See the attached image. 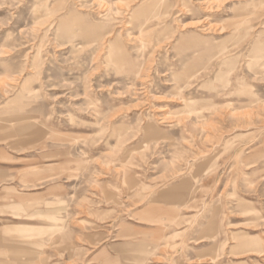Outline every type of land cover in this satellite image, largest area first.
I'll return each mask as SVG.
<instances>
[{"label":"rangeland","instance_id":"374dc122","mask_svg":"<svg viewBox=\"0 0 264 264\" xmlns=\"http://www.w3.org/2000/svg\"><path fill=\"white\" fill-rule=\"evenodd\" d=\"M0 264H264V0H0Z\"/></svg>","mask_w":264,"mask_h":264}]
</instances>
